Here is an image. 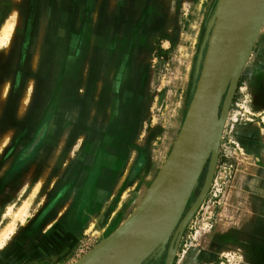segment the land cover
<instances>
[{
	"label": "rangeland",
	"instance_id": "1",
	"mask_svg": "<svg viewBox=\"0 0 264 264\" xmlns=\"http://www.w3.org/2000/svg\"><path fill=\"white\" fill-rule=\"evenodd\" d=\"M218 3L109 0L107 16L99 14L106 10L104 0H0V38L8 19L12 24L0 43V120L28 118L37 125L47 114L51 117L47 139L27 170L10 178L2 155L0 264H73L129 216L170 153L189 110ZM247 62L224 122L230 118L229 129L244 92L248 113L232 124L239 147L222 138L223 126L213 174H222L223 163L233 164L225 197L213 202L209 187L173 238L201 191L209 158L179 222L139 264H166L169 256L171 264H264V248L251 253L213 233L215 220L234 222L227 202L239 168L255 188L264 185V174L254 171L264 164L247 158L235 136L244 123L258 121L264 129L263 114L251 106ZM35 97L41 102L32 116ZM10 135L0 140L3 154ZM247 148L264 156L260 142H248ZM109 168L117 180L111 199L82 229L59 231L75 202V182L83 175L87 184L94 183L99 173L109 180ZM251 203L259 212L246 223L254 228L248 234L264 244V200ZM60 242H69L64 252L56 246Z\"/></svg>",
	"mask_w": 264,
	"mask_h": 264
},
{
	"label": "water",
	"instance_id": "2",
	"mask_svg": "<svg viewBox=\"0 0 264 264\" xmlns=\"http://www.w3.org/2000/svg\"><path fill=\"white\" fill-rule=\"evenodd\" d=\"M215 15L192 101L170 153L129 216L73 264H113L118 257L123 259L122 264H139L165 242L177 225L210 158L201 191L173 238L180 235L208 192L224 122L243 67L264 24V0H219ZM159 221L166 224L163 235L140 254L130 255L135 239ZM171 262L169 256L166 264Z\"/></svg>",
	"mask_w": 264,
	"mask_h": 264
},
{
	"label": "crops",
	"instance_id": "3",
	"mask_svg": "<svg viewBox=\"0 0 264 264\" xmlns=\"http://www.w3.org/2000/svg\"><path fill=\"white\" fill-rule=\"evenodd\" d=\"M104 4H106V10L100 9L99 14L102 13L108 16L109 0H104ZM101 6L103 7V4L100 5V8ZM246 67L249 76V88L252 95V109L264 116V28L257 40L256 49L250 56ZM235 136L237 137L239 144L245 147L247 158L253 156L259 160L258 164H264V156H258V153L255 155H253L252 152L248 153L250 149L248 150L247 148L248 142H260L262 148L264 146V129L260 127L258 121L253 123H244L237 126L235 129ZM261 167V169L258 168L254 171L258 174H264L263 165ZM243 171V168H239L237 170L234 178L235 182H233L228 195L227 204L229 208H227V210L228 214H233L234 222L230 225L225 224L223 217H221L220 220H215L213 223H218V226L217 230L213 233L216 238L224 240L233 239L232 242L241 245V248L244 247L251 253H257L259 248H264V244L258 241L260 239L255 240L253 237H249V234H253L254 228L250 226L246 227V223L251 221V219L253 220L259 212V208L250 205V203L253 201V198H257L258 201L264 200V185L259 184L260 188H255L254 185L248 181L247 175L244 176L245 172ZM103 176L104 175L99 173L94 183L90 182L87 184L85 177L82 175V177L78 179V182H75L71 188L73 190V199H75L71 208L73 211L69 210L61 220L62 222L60 221V227L58 228L59 231L62 230L68 234L74 230L82 229L85 222L91 219V217L94 216V214H96V212L105 206V204L111 199L113 192L116 190V175L111 172V168H109V180L106 176ZM244 177L247 179H243ZM70 206L71 204H69V207ZM220 214L225 215L224 211ZM82 216L84 219L79 221ZM77 221L81 223L76 225ZM65 236L66 235H64L63 238L65 240L68 239L65 238ZM68 243L60 242L56 244V246L59 248V251L62 252L63 250H66L65 248H68Z\"/></svg>",
	"mask_w": 264,
	"mask_h": 264
},
{
	"label": "flooded vegetation",
	"instance_id": "4",
	"mask_svg": "<svg viewBox=\"0 0 264 264\" xmlns=\"http://www.w3.org/2000/svg\"><path fill=\"white\" fill-rule=\"evenodd\" d=\"M39 98L40 97L36 98V101L33 100V105L30 110L32 116H34L33 113L34 111L36 112V108L41 102V100L38 101ZM52 98L53 100H58V98H55V96ZM49 104L50 103L48 102V105ZM47 116L48 114L37 125L28 118L22 119L21 121H18L16 118L12 117L9 120H0V140L3 138L5 133H11V135L8 137V144L7 142L5 144L6 148L4 150V154L0 150V165L2 164L1 160L3 155L5 158L3 162L4 164H7L6 171H8L7 175L10 178H15L19 173L28 169L29 164L38 153L39 148L42 146V142L46 141L50 130L49 122L51 120V117ZM80 121L81 120H79V123L81 124L82 122Z\"/></svg>",
	"mask_w": 264,
	"mask_h": 264
},
{
	"label": "built area",
	"instance_id": "5",
	"mask_svg": "<svg viewBox=\"0 0 264 264\" xmlns=\"http://www.w3.org/2000/svg\"><path fill=\"white\" fill-rule=\"evenodd\" d=\"M246 94L243 92V97L239 99L238 102H236L237 111L234 114V119H231V121L236 122L238 120L239 116L244 115V113H248V110L246 109V104L248 103L247 98L245 96ZM241 118V117H239ZM229 117L224 125L223 135L222 138L225 137L227 139V144L234 145L237 149L239 147L238 143L235 142L234 136L232 134V128H233V122L230 125V128L228 129V121ZM248 119V118H247ZM227 127V130L225 129ZM229 130V131H228ZM228 131V132H227ZM226 133V134H225ZM222 174L220 176H215L213 178L212 184L210 185V197L213 199V202L219 203V201L225 197L229 181L232 177L234 166L232 163H223L222 166Z\"/></svg>",
	"mask_w": 264,
	"mask_h": 264
},
{
	"label": "bare ground",
	"instance_id": "6",
	"mask_svg": "<svg viewBox=\"0 0 264 264\" xmlns=\"http://www.w3.org/2000/svg\"><path fill=\"white\" fill-rule=\"evenodd\" d=\"M12 15H14V14H12ZM9 20L10 19H8V21L3 25L0 43L3 42L5 39H7L9 34L12 31V24ZM165 228H166L165 221H159L158 223H155L154 225L148 227L133 242L132 248L134 247V249H132L130 251L128 250L130 252V255L140 254L142 251H144L146 248H148L150 245H152L155 241H157L163 235ZM3 237H5V236H3ZM131 251H133V252H131ZM122 263H123V259L121 257H118V258H116V260L114 261L113 264H122Z\"/></svg>",
	"mask_w": 264,
	"mask_h": 264
}]
</instances>
